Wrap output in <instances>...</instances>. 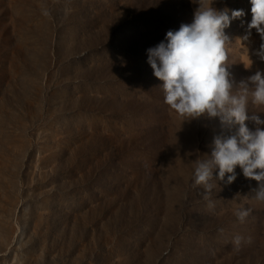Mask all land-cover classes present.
I'll use <instances>...</instances> for the list:
<instances>
[{
  "label": "rangeland",
  "instance_id": "374dc122",
  "mask_svg": "<svg viewBox=\"0 0 264 264\" xmlns=\"http://www.w3.org/2000/svg\"><path fill=\"white\" fill-rule=\"evenodd\" d=\"M196 7L0 0V264H264L260 183L237 166L230 185L213 181L211 208L194 186L196 161L238 125L178 116L147 62ZM213 7L245 13L224 30L235 91L264 71L253 54L260 37L253 29L245 69L237 38L252 19L250 0ZM253 114L264 119V106L249 96ZM244 208L252 211L241 223Z\"/></svg>",
  "mask_w": 264,
  "mask_h": 264
},
{
  "label": "clouds",
  "instance_id": "9594fccd",
  "mask_svg": "<svg viewBox=\"0 0 264 264\" xmlns=\"http://www.w3.org/2000/svg\"><path fill=\"white\" fill-rule=\"evenodd\" d=\"M215 0H193L197 4L190 24H181L178 30H169L165 40L147 50V62L154 76L163 82L164 103L180 117L197 119L219 118L222 125H238L235 134L226 138H214L211 156L197 160L194 168V186L203 189V198L208 206L211 200L213 181L227 184L236 179L235 169L239 166L246 179L260 183L255 199L264 201V119L248 115L249 96L254 106H264V71L257 70L239 88L233 90L228 71V45L225 29L233 20L245 15L242 9L217 10ZM252 19L247 24L246 34L237 41L245 46L242 64L250 69L248 42L252 30L260 37L259 48L254 55L264 62V0H250ZM249 84L252 87H249ZM255 125L250 129L246 121ZM215 173V175H214ZM244 208L236 212L241 223L251 214ZM221 233L223 229L219 230ZM244 238L237 235L232 243L239 250Z\"/></svg>",
  "mask_w": 264,
  "mask_h": 264
}]
</instances>
